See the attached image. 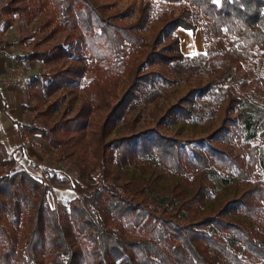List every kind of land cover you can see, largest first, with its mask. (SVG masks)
<instances>
[{
	"label": "trees",
	"instance_id": "16d2710c",
	"mask_svg": "<svg viewBox=\"0 0 264 264\" xmlns=\"http://www.w3.org/2000/svg\"><path fill=\"white\" fill-rule=\"evenodd\" d=\"M116 1L7 0L1 5L7 15L4 28L12 13L40 18L35 45L62 36L16 55L49 65L31 78L41 102L64 84L91 74L71 116L58 117L46 127L24 126L26 134L39 133L59 156L91 158V167L80 169L76 179L48 171L44 180L26 169L0 168V264H264V114L257 128L254 113L237 109L247 100L245 94L227 90L219 104L223 115L218 126L198 138H178L155 126L105 138L138 98L140 85L153 84L158 71L152 65L171 66L192 57L180 50L175 30L194 29L201 21L203 39L214 38L211 50L196 53L198 69L207 72L157 123L199 118L198 98L217 95L228 78L225 64H234L245 77L243 62L254 58L256 49L264 58V0H140L136 9L121 10L113 8ZM155 2L181 5L162 18L148 40L142 29ZM134 10V19L126 22ZM74 39L90 41L97 49L75 62L54 64L70 54L67 45ZM56 104L47 103L37 115L46 120ZM2 157L0 165L10 166L11 158ZM139 161L157 171V177L185 174L184 181L158 191L166 196L158 200L154 180L126 178L117 171ZM216 173L224 181H240L242 189L221 201L215 212L196 217ZM187 182L188 193L179 188ZM54 188L75 192L65 210L48 204ZM183 213L193 216L182 221ZM233 213L240 219L231 217Z\"/></svg>",
	"mask_w": 264,
	"mask_h": 264
},
{
	"label": "rangeland",
	"instance_id": "374dc122",
	"mask_svg": "<svg viewBox=\"0 0 264 264\" xmlns=\"http://www.w3.org/2000/svg\"><path fill=\"white\" fill-rule=\"evenodd\" d=\"M5 1L7 0H0V38L4 41L3 44L6 45L12 56V64L10 67L15 66L17 63H21L24 66V72L27 76L26 79L31 80L33 76L46 72L49 69V65L43 64L38 60L30 62L27 59L16 57V55H20L33 48L45 47L55 39H62V36L57 35L51 38L50 41L42 43L39 46L35 45V41L38 40L41 35V32L39 31L40 18L37 15H34L31 18H27L26 16L20 17V20H17L19 22L18 26H15L12 33L4 35L3 31H1V24L6 15L1 11V5ZM139 1L140 0H117L113 8L121 10L128 6H132L136 9ZM180 5L181 2H155L154 14L142 29L145 38L150 40L161 25L162 18L168 16L170 13H175ZM135 13L134 10L129 16L125 17L124 20L126 22L132 21L135 17ZM10 16H13V13L10 14ZM15 16H17L16 13ZM180 32V50L192 57L190 59H183L178 64H173L171 66L152 65V67L158 71V75L155 77L153 84L145 82L143 85H140L138 89V98L129 104L123 119L117 121L109 128L105 138H112L129 131H135L150 126H155L165 134L182 139L204 136L218 126L223 115V108H221L219 104L223 102L222 98L226 95L227 90H231L238 95L245 94L247 100L237 109L247 110L254 113L256 127L259 128L261 126L263 122L262 116L264 114V104L262 103V97L264 96V58L262 57L261 50L258 49L255 50L256 55L254 58L243 62L242 66L246 73L245 77L240 70L234 68V64H225L228 78L218 90L217 95L214 97L198 98V102L202 107V111L199 113V118H177L175 121L168 124L157 123L158 117L165 111V109L171 103L175 102L179 96L186 93L190 84L201 74H206V68H203L202 70L198 69V57L196 56V53L198 51L208 52L214 46V38L209 41L203 39L201 34V21L198 22L196 28L187 30L188 35H186V31ZM166 42L167 40H164L161 45ZM67 48L70 51V54L54 64L59 66L75 62L79 55H89L97 49L94 43L88 41L84 44L80 39H74L67 45ZM90 77L91 74L87 72L84 76L76 79L74 82L64 84L58 90L48 95V97H46V102H41L37 96L40 102L39 104L34 105L35 107L32 110H35V116L39 117L44 122L45 126L40 127H46V124H50L58 117L71 116L84 96L83 85ZM161 77L175 79L176 82L170 84L162 81ZM51 101H56V108L52 114L44 120L43 117L38 116L37 114ZM234 112L235 111H231V114H234ZM228 146H231V144ZM234 151L238 152L240 151V148L234 146ZM48 157L49 164L57 162V164L61 166V170L59 171L63 172V174L69 175L73 179H76L77 173L80 169H88L91 167V158L81 157V155L77 153L66 158L62 155L59 156L55 151V153L49 154ZM76 162H78V164ZM43 164L44 166L46 165L44 162ZM37 166H35L34 169ZM117 171L126 178L144 176L150 180H154L158 190L155 191L153 195L156 199L162 201L163 199L165 201L166 196L158 193V191L167 192L172 185L184 181L185 176V174H166L157 177V171H154L151 167H147L141 161L123 165L117 168ZM31 173H33V171ZM94 173L96 174V172ZM219 174L220 173L211 175L209 194L206 197L204 204L194 213V216L200 217L215 212L221 201L236 196L242 189L243 185L240 181L233 180L232 178L224 181ZM223 176H225V174H223ZM179 188H183L188 193L191 185L187 182L184 185H180ZM58 192L59 193L49 195L47 202L50 205H56L62 210H65L68 198L73 194V191L65 189L62 193H60V191ZM192 216L193 214L183 213L181 220L188 221ZM231 217L240 219V217L234 213Z\"/></svg>",
	"mask_w": 264,
	"mask_h": 264
},
{
	"label": "crops",
	"instance_id": "0c3cea01",
	"mask_svg": "<svg viewBox=\"0 0 264 264\" xmlns=\"http://www.w3.org/2000/svg\"><path fill=\"white\" fill-rule=\"evenodd\" d=\"M7 15L5 16L6 19ZM12 22L4 28V22L1 24V31L6 35L12 33L15 26H18L20 17L15 13L13 16L8 15ZM187 30L182 27L176 28V34L179 39L181 38L180 31ZM181 42V39H180ZM4 41L0 38V156L3 160L11 158V165H0L3 170H9V172L26 169L29 172L34 171V167L43 162L46 164L47 171H57L60 174L63 172L61 166L57 162L49 164V154L55 153V150L50 148L46 140L36 132L26 134L24 130L25 125L33 124L36 126H45L44 122L35 116L36 111L32 110V106L39 104V100L34 92V85L31 80L25 81L23 84L10 83L5 85L1 79L7 73L10 65L12 64V56L9 53ZM36 59H30L28 61L33 62ZM27 78V77H26ZM48 97V96H47ZM39 110V109H37ZM72 188H54L48 193H62L63 190ZM75 192L68 198L73 197Z\"/></svg>",
	"mask_w": 264,
	"mask_h": 264
},
{
	"label": "built area",
	"instance_id": "2783aa9c",
	"mask_svg": "<svg viewBox=\"0 0 264 264\" xmlns=\"http://www.w3.org/2000/svg\"><path fill=\"white\" fill-rule=\"evenodd\" d=\"M26 73L24 72V66L21 63H17L15 66L10 67L7 73L3 76L1 81L8 85L10 83L23 84L26 81ZM34 177L39 180H44L47 176L48 171L45 168L44 164L40 163L32 173Z\"/></svg>",
	"mask_w": 264,
	"mask_h": 264
}]
</instances>
